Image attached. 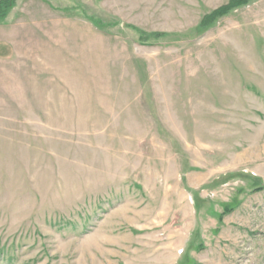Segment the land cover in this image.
Here are the masks:
<instances>
[{
	"label": "rangeland",
	"instance_id": "obj_1",
	"mask_svg": "<svg viewBox=\"0 0 264 264\" xmlns=\"http://www.w3.org/2000/svg\"><path fill=\"white\" fill-rule=\"evenodd\" d=\"M227 1L13 0L0 264H264V0L197 27Z\"/></svg>",
	"mask_w": 264,
	"mask_h": 264
},
{
	"label": "trees",
	"instance_id": "obj_2",
	"mask_svg": "<svg viewBox=\"0 0 264 264\" xmlns=\"http://www.w3.org/2000/svg\"><path fill=\"white\" fill-rule=\"evenodd\" d=\"M250 0H228L225 4L218 6L213 9L211 12L203 15L197 24L199 29H204L207 25L210 24L216 17L221 16L228 12L231 8L237 7L241 4H244ZM13 4V0H3L0 1V16L5 14L7 8Z\"/></svg>",
	"mask_w": 264,
	"mask_h": 264
}]
</instances>
